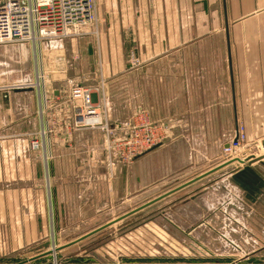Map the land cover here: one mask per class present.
<instances>
[{
	"label": "rangeland",
	"instance_id": "1",
	"mask_svg": "<svg viewBox=\"0 0 264 264\" xmlns=\"http://www.w3.org/2000/svg\"><path fill=\"white\" fill-rule=\"evenodd\" d=\"M98 29L95 21L86 33L94 34ZM87 34L44 41L41 51L31 43L0 47V156L10 155L2 143L15 142L17 148L13 155L23 156L24 149L25 156L51 158L44 153L41 137L45 142L52 137L53 144L59 142L58 149L63 146L57 150L59 155L75 158L78 163V169L69 179L55 181L45 176L40 186L32 182L24 184L26 189H43L48 198L56 187L60 190L68 186L77 194L76 203L74 196L70 197L66 213L64 206L67 205L60 202L62 207L54 224L53 238L47 235L45 241L29 246L24 254L0 253V264H188L203 258L204 262L216 263L215 258L238 255L259 258L257 255L264 252V224L251 222L250 225L248 212L237 214L232 210L225 216L214 214L211 222L201 223L196 206L200 199L180 192L190 186L197 188L196 181L205 178L211 170L221 169L228 161L221 146L232 141V128H182L183 120L155 118V114L156 121L166 123L167 127L151 128L164 136L162 143L132 162L119 161L116 157L124 153L122 149L133 135H143L150 129L142 126H148L149 122L157 127L158 123L152 122L145 112L147 102L131 98L128 70L115 74L99 65L103 60L119 62L122 55L108 53L103 58L97 52V36ZM54 77H62L70 85L56 83ZM57 87L68 88L70 108L72 88L92 90L93 102L101 105L102 118L110 127V137L100 128L83 131L40 128L37 98L43 91L50 93ZM139 87L144 89L145 85L139 84ZM21 94L24 97H18ZM149 112L153 116L154 111ZM251 121L243 126L249 135L256 130L252 137L259 142L264 138L261 131L264 116L259 113ZM70 123L74 124L72 113ZM71 137L72 143L67 144ZM114 141L118 142L120 151L110 148ZM35 142H39L40 149H34ZM65 146H68L67 152ZM259 147L246 148L249 160L264 155L261 144ZM7 184L1 181L0 189L7 188ZM19 187L17 183L9 185V189ZM163 196L166 197L161 201L140 210ZM259 209L264 211L261 206ZM136 210L140 211L107 228ZM242 217L249 226L245 219V227L238 225ZM98 230L101 231L83 240ZM230 240L241 249L240 253L230 246ZM244 240L251 244L243 243Z\"/></svg>",
	"mask_w": 264,
	"mask_h": 264
},
{
	"label": "crops",
	"instance_id": "2",
	"mask_svg": "<svg viewBox=\"0 0 264 264\" xmlns=\"http://www.w3.org/2000/svg\"><path fill=\"white\" fill-rule=\"evenodd\" d=\"M95 4L99 29L87 35L97 36V52L103 58L108 53L122 55L119 62L103 60L99 65L115 74L129 71V94L133 100L147 102L145 112L152 122L166 126L155 118L177 117L184 121L182 128H232L235 139L241 128L246 130L243 123H253L250 118L259 113L264 116V0H95ZM56 77V83L70 85ZM67 90L57 87L39 94L40 128H73ZM255 131L249 135L246 130L247 149H259L264 140L253 141ZM51 138L45 142L41 137L44 153L51 156L44 159L25 156L24 149L23 156L13 155L16 143H2L10 155L0 156V182L20 187L9 189L7 184L0 189V253L24 254L47 235L54 236L60 202L67 205L66 213L70 197L76 203L77 194L68 186L56 187L48 198L43 189L24 185L40 186L45 176L55 181L69 179L78 169L75 158L59 155L57 150L63 146L58 149L59 142L54 141L55 145ZM72 141L73 137L67 144ZM229 143L221 144L222 149ZM247 149L234 160H248ZM230 162L200 178L194 184L197 188L180 192L200 199L196 206L201 223L232 210L248 212L250 225L264 224V211H259V206L264 210V166L247 168ZM244 219L238 225L245 227ZM263 254L257 256L264 258Z\"/></svg>",
	"mask_w": 264,
	"mask_h": 264
},
{
	"label": "built area",
	"instance_id": "3",
	"mask_svg": "<svg viewBox=\"0 0 264 264\" xmlns=\"http://www.w3.org/2000/svg\"><path fill=\"white\" fill-rule=\"evenodd\" d=\"M96 21L95 0H0V47L14 44H33L39 46L44 41L79 38L85 36L86 30ZM92 90L74 87L70 92L73 128L80 131L96 130L98 128L111 132L109 125L104 122L100 106L93 102ZM148 119V117H146ZM150 128L143 135H133L123 147L124 153L119 161L129 163L142 156L146 151H153L158 143H162L164 136L156 134L151 128H167L165 125L147 122ZM132 128V126H130ZM138 128V126L133 127ZM132 137V136H131ZM248 138L245 128H241L237 138L223 148L227 160L235 159L238 152L246 150ZM110 144V141H109ZM110 148L119 149L118 142L114 141ZM111 145V144H110ZM34 149H40L39 142L33 143ZM118 151V152H119ZM126 151V152H125ZM120 153H118L119 155ZM234 250L241 252L233 242ZM212 259V258H210ZM194 261L188 264H264V258L252 256H229L228 259L215 258L216 263ZM187 264V263H177Z\"/></svg>",
	"mask_w": 264,
	"mask_h": 264
},
{
	"label": "water",
	"instance_id": "4",
	"mask_svg": "<svg viewBox=\"0 0 264 264\" xmlns=\"http://www.w3.org/2000/svg\"><path fill=\"white\" fill-rule=\"evenodd\" d=\"M261 148H262V150L264 151V140L261 142ZM235 162H238L239 164H241V165H243V166H245V167H247V168L253 167V165H255V164H257V163H261V164L264 166V155H263V156H260V157L257 158V159H251V160L248 159V160H246V161H242V160H240V159H238V160H233L232 162H230V164H233V163H235ZM196 182H197V181H196ZM191 183H193V182H191ZM191 183H190V184H191ZM190 184H188L187 186H189ZM165 197H166V196H163V197H161V198H159V199H157V200H155V201H153V202H151V203H149V204L143 206L142 208H140V210H144V209H146V208H148V207L154 205L155 203L161 201V200L164 199ZM140 210H136L135 212H133V213H131V214H128L127 216H125V217H123V218H121V219H119V220H117V221H114L113 223L109 224V226H108L107 228H109V227H111V226H113V225H115V224L121 222L122 220H124V219H126V218L132 216L133 214L138 213ZM101 230H102V229H101ZM101 230H98V231H96V232L90 234L89 236L83 238V240H84V239H87V238H89V237H91V236H93V235H95V234H97V233L100 232Z\"/></svg>",
	"mask_w": 264,
	"mask_h": 264
},
{
	"label": "flooded vegetation",
	"instance_id": "5",
	"mask_svg": "<svg viewBox=\"0 0 264 264\" xmlns=\"http://www.w3.org/2000/svg\"><path fill=\"white\" fill-rule=\"evenodd\" d=\"M234 159H232V161H233ZM228 161H231V160H228ZM227 163V162H226ZM225 166H227V165H225ZM224 167V166H223Z\"/></svg>",
	"mask_w": 264,
	"mask_h": 264
}]
</instances>
